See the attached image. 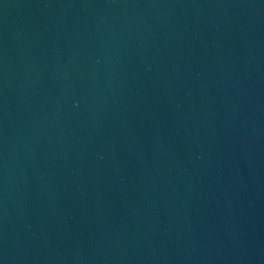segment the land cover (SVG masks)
Returning <instances> with one entry per match:
<instances>
[{"label":"water","instance_id":"1","mask_svg":"<svg viewBox=\"0 0 264 264\" xmlns=\"http://www.w3.org/2000/svg\"><path fill=\"white\" fill-rule=\"evenodd\" d=\"M0 264H264V0H0Z\"/></svg>","mask_w":264,"mask_h":264}]
</instances>
